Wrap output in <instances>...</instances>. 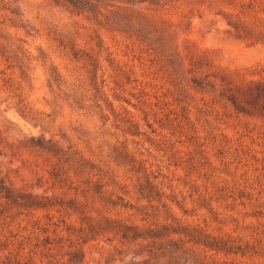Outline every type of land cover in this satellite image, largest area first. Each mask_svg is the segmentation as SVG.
<instances>
[{"label": "rangeland", "instance_id": "374dc122", "mask_svg": "<svg viewBox=\"0 0 264 264\" xmlns=\"http://www.w3.org/2000/svg\"><path fill=\"white\" fill-rule=\"evenodd\" d=\"M89 1L0 0V264H264V0Z\"/></svg>", "mask_w": 264, "mask_h": 264}, {"label": "trees", "instance_id": "16d2710c", "mask_svg": "<svg viewBox=\"0 0 264 264\" xmlns=\"http://www.w3.org/2000/svg\"><path fill=\"white\" fill-rule=\"evenodd\" d=\"M67 2H69L71 5H73L76 8H80L83 9L87 12H90L91 14H96V16L94 17H90V14H88V16L86 17L88 20H96V24L101 25V22L98 21V19H95V17L97 16H104L105 19H109L110 15H104L105 12H101L97 9H95V7H93V3L89 0H66ZM111 7H113V5H109ZM106 9V8H105ZM114 9V8H113ZM111 14L113 13H118L117 10H112L109 11ZM118 21H114V23H117ZM140 25V22H138ZM108 25V22H105V28H107L106 26ZM144 25V29L147 30L148 33H150L149 27H153V24L146 22L143 23ZM231 26H233V28L236 30L237 26L236 24H230ZM102 26V25H101ZM109 29V28H107ZM137 33L140 34V31H136ZM168 51H170L171 53L169 55H173L174 52L172 53V47L170 45V47H168ZM173 59V58H172ZM172 64H176V61H171ZM181 71H183L182 67H168L167 70L165 72H167V74L169 75V78L171 79L170 82L171 84L175 87V91H174V102L177 103L179 106L182 107V109L184 110L185 107V103L187 102L186 97L188 95H192L193 92H195V90H197V88H199L198 84L196 81H194V85H187L188 87L186 88V90L183 89L182 85H181V81H179V74L181 76ZM231 93L228 94V99L232 102V104L237 108L240 109L242 108L241 103H247L249 98L252 97H261L264 99V84H255L254 86H250L246 88V91L242 94H238V93H234L232 91H230ZM186 95V97H185ZM243 96V98L245 99H240V96ZM241 96V97H242Z\"/></svg>", "mask_w": 264, "mask_h": 264}]
</instances>
